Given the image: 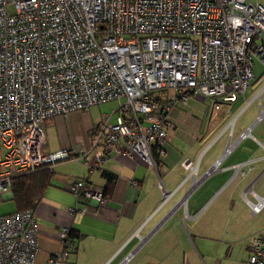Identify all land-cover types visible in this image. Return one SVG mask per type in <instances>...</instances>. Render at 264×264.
I'll return each mask as SVG.
<instances>
[{
  "label": "built area",
  "instance_id": "1",
  "mask_svg": "<svg viewBox=\"0 0 264 264\" xmlns=\"http://www.w3.org/2000/svg\"><path fill=\"white\" fill-rule=\"evenodd\" d=\"M253 59L264 68V5L256 0H0V195H11L13 178L63 160L91 173L115 155L138 156L155 171L152 148L163 156L171 112L190 97L213 109L234 102L253 77ZM263 89L239 110L256 101L255 123L264 116ZM109 101L116 106L87 151L41 154L46 118ZM235 116L222 127L221 156L199 179L192 161L181 162L191 186L249 136L244 129L231 140ZM156 187L165 201L170 193L158 175ZM67 191L69 215L85 213V201L95 210L108 202L87 177L71 178ZM251 194L247 205L256 214L264 194ZM38 234L31 209L0 215V264H37ZM56 239L45 264L65 261L74 249L68 226ZM247 263L264 264V227L251 237Z\"/></svg>",
  "mask_w": 264,
  "mask_h": 264
},
{
  "label": "crops",
  "instance_id": "2",
  "mask_svg": "<svg viewBox=\"0 0 264 264\" xmlns=\"http://www.w3.org/2000/svg\"><path fill=\"white\" fill-rule=\"evenodd\" d=\"M238 102L239 98L213 109L202 99L190 97L185 105L175 108L163 156H157L152 148L155 171L138 156L122 155L113 156L101 170L91 173L81 162L71 160L56 162L50 171H42L46 184L28 208L39 228L36 263L45 264L58 248L57 230L68 226L74 249L65 261L56 264H248L251 237L264 227V207L251 214L247 205V201H254L251 192L264 194V187H254L264 175V132L253 133V126L249 136L240 139L216 170L197 185L191 186L192 177L181 166L184 159L192 161L199 179L221 156L227 131L221 128L207 141L219 117L224 120ZM98 105L46 118L41 154L64 151L74 157L87 151L102 117L109 114L93 115L90 109ZM210 113L211 120L203 118ZM236 119L231 140L243 131L235 132ZM220 138L221 143L210 151ZM156 174L170 193L165 201L156 187ZM85 177L101 188L107 205L95 210L85 201L80 204L86 206L85 213L69 215L66 209L73 206L74 198L67 191L68 183L71 178Z\"/></svg>",
  "mask_w": 264,
  "mask_h": 264
},
{
  "label": "rangeland",
  "instance_id": "3",
  "mask_svg": "<svg viewBox=\"0 0 264 264\" xmlns=\"http://www.w3.org/2000/svg\"><path fill=\"white\" fill-rule=\"evenodd\" d=\"M256 1H258L260 4L264 5V0H256ZM251 69H252L253 77L248 81V87H247L246 91L244 92V94L241 95L240 97H238L239 98V102H238L239 105H237L238 104L237 103L236 109L233 112L231 111L232 113L227 114V116L224 118V120L222 118L220 119V117H219L218 124H216L215 127L212 129L211 135H209V137L211 136V138L207 141V143L218 133V131L224 126V124L227 123V121L230 118H232L234 115H236L235 118H237L235 123H234L235 132L239 129L244 130L245 127L248 126L253 121V119L255 118L256 113H257L256 101H255V104H249L248 106H246L244 109H242L239 112V110L243 107V104L245 103V101H248L251 98V96H253V93L264 84V68L262 67V65L260 64V62L257 59H253ZM203 102L205 103V105L208 104V101H203ZM200 104L203 105L202 102H200ZM261 104L264 106V89L261 92ZM115 106H116L115 101H109V102H106L104 104H100L98 106L91 108L90 111L93 115H96L99 113L107 114V113H110ZM221 108H222V110L225 109V107H221ZM231 110H232V108H231ZM211 111L212 110L209 109L208 112H211ZM84 112H86V111H84ZM199 115L202 116V113H200ZM206 116L207 117L203 116V118H209L211 120V113H210V115L207 114ZM222 117H224V116H222ZM253 129H252L253 133H255L254 131H257V130L259 132H264V116L260 119L259 123L254 125ZM222 140H223V138H220L216 142H214V145L210 149V151L215 149L221 143ZM200 145L202 146L203 144L200 143ZM254 187L255 188L264 187V175L262 176V178H260L255 183ZM15 209H16L15 203H14V200L12 199L11 195L9 197H2V195H0V215L11 213ZM137 237H139V236H137ZM142 240L143 239H141V241Z\"/></svg>",
  "mask_w": 264,
  "mask_h": 264
},
{
  "label": "trees",
  "instance_id": "4",
  "mask_svg": "<svg viewBox=\"0 0 264 264\" xmlns=\"http://www.w3.org/2000/svg\"><path fill=\"white\" fill-rule=\"evenodd\" d=\"M42 171H46V169L17 176L10 181V193L16 207L14 211L33 207L35 199L40 195L41 188L46 184L47 176L43 177Z\"/></svg>",
  "mask_w": 264,
  "mask_h": 264
},
{
  "label": "water",
  "instance_id": "5",
  "mask_svg": "<svg viewBox=\"0 0 264 264\" xmlns=\"http://www.w3.org/2000/svg\"><path fill=\"white\" fill-rule=\"evenodd\" d=\"M256 123H255V119H253V121L245 128V132L246 131H249L254 125H255ZM238 140V139H237ZM129 255H127V257H128Z\"/></svg>",
  "mask_w": 264,
  "mask_h": 264
},
{
  "label": "bare ground",
  "instance_id": "6",
  "mask_svg": "<svg viewBox=\"0 0 264 264\" xmlns=\"http://www.w3.org/2000/svg\"><path fill=\"white\" fill-rule=\"evenodd\" d=\"M231 124H232V121H230L229 125H231Z\"/></svg>",
  "mask_w": 264,
  "mask_h": 264
}]
</instances>
